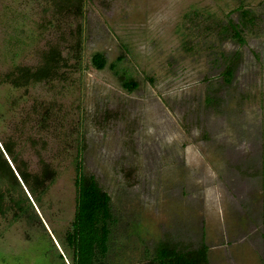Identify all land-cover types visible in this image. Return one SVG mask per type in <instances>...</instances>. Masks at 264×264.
Listing matches in <instances>:
<instances>
[{
    "label": "rangeland",
    "instance_id": "1",
    "mask_svg": "<svg viewBox=\"0 0 264 264\" xmlns=\"http://www.w3.org/2000/svg\"><path fill=\"white\" fill-rule=\"evenodd\" d=\"M262 1L90 0L76 18L54 16L45 0H0V264H70L59 240L75 217L82 145L85 172L119 217L110 264H145L163 240L191 248L203 237L210 264H264ZM241 4L259 16L243 46L219 34ZM79 37L81 63L70 54ZM51 45L69 58L61 78L2 83L14 65H38ZM237 51L227 84L222 72ZM97 52L104 69L92 64ZM114 63L138 89L122 87ZM5 142L30 171L43 162L56 170L41 205Z\"/></svg>",
    "mask_w": 264,
    "mask_h": 264
},
{
    "label": "trees",
    "instance_id": "2",
    "mask_svg": "<svg viewBox=\"0 0 264 264\" xmlns=\"http://www.w3.org/2000/svg\"><path fill=\"white\" fill-rule=\"evenodd\" d=\"M45 1L49 3V10L53 12L54 16H75L76 18L83 17L85 8L90 2V0ZM261 4L264 6V0ZM235 14L238 16L237 19L233 18ZM258 19L259 16L253 9L247 8L243 4L237 6L228 14L226 23L219 26L221 39L223 41L233 40L240 46L245 45L247 43L245 34L248 31H254ZM83 43V38L79 37L70 50V54L79 63L83 57ZM63 54L64 50L59 45H51L42 52L41 61L38 65H14L10 71L2 76L1 81L3 84H10L14 88H28L39 83L57 80L65 74L63 69L69 64V58ZM239 57V51H237L227 58L226 67L222 72L223 79L227 84L232 82ZM122 60V57H119L117 63ZM117 63H114L112 68L122 87L129 91L138 89L139 82L128 72L121 73L118 71ZM92 64L97 69H104L108 61L103 53L97 52L92 57ZM212 101L208 98V102ZM2 148L14 167V173L20 178L34 203L41 205L43 197L56 180V170L49 163L43 162L40 172H32L28 163L15 152L12 143L5 142L2 144ZM83 148L84 145L78 148L74 159L75 185L77 188L75 217L70 228L64 234V238L59 240V244L63 250L70 254V264H110L111 244L119 217L111 195L94 174L85 172ZM1 202L2 197L0 196V212ZM145 264H210L209 247L205 237L202 238L199 246L191 248L177 246L170 241L163 240L158 243L152 257H149Z\"/></svg>",
    "mask_w": 264,
    "mask_h": 264
}]
</instances>
